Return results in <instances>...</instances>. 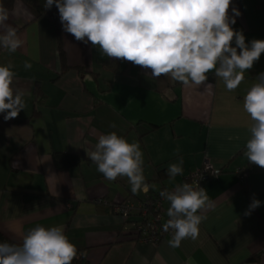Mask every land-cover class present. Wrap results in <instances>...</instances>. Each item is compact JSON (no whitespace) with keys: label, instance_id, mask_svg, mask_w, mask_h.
Returning a JSON list of instances; mask_svg holds the SVG:
<instances>
[{"label":"crops","instance_id":"1","mask_svg":"<svg viewBox=\"0 0 264 264\" xmlns=\"http://www.w3.org/2000/svg\"><path fill=\"white\" fill-rule=\"evenodd\" d=\"M232 7L240 12L232 27L246 43L264 40V0H232L230 17ZM52 15L55 20L37 16L14 0L6 22L24 44L15 53L0 48V66L14 65L13 87L25 91L26 107L8 121L0 113V233L20 244L37 225H62L77 251L86 253V264H139L140 257L151 261L157 253L162 264H185L189 257L195 264H264V172L244 181L234 173L257 166L243 155L251 123L243 97L264 72V53L234 91L211 72L200 87H185L103 56L63 30L56 6ZM58 36L68 67L62 74ZM25 61L31 69H24ZM113 131L140 144L143 174L153 186L147 194L134 195L126 177L106 180L88 158L98 136ZM54 154H78L81 162L58 170ZM180 161L183 174L170 180L168 166ZM205 161L220 172L201 185L215 208L206 212L199 237L178 248L169 247L171 235L155 244L136 241L132 219L126 221L115 206L175 189ZM253 198L261 204L246 215Z\"/></svg>","mask_w":264,"mask_h":264},{"label":"clouds","instance_id":"2","mask_svg":"<svg viewBox=\"0 0 264 264\" xmlns=\"http://www.w3.org/2000/svg\"><path fill=\"white\" fill-rule=\"evenodd\" d=\"M53 5L63 30L77 41L90 42L110 59L150 69L152 79L170 76L185 87H200L211 72L227 91H234L264 53V40L246 43L243 32L232 27L240 15L232 7L230 17L232 0H45L43 7L47 10ZM8 19V9L0 6V48L15 53L24 41L17 29L6 23ZM23 67L28 70L32 64L25 61ZM13 68L12 64L0 66V113L5 121L18 117L26 107L25 91L13 87ZM243 110L251 121L243 155L264 168V72L244 95ZM86 154L106 180L126 177L134 195L147 194L153 187L145 180L138 142H129L113 131L99 135L94 150ZM182 163L168 166L170 180L183 174ZM159 195L170 203L168 219L162 225V230L171 234L169 247L178 248L185 239L196 240L200 224L208 218L206 212L215 208L206 189L185 182ZM260 204L253 198L245 214L250 215ZM76 257L77 248L62 225H37L20 244L0 243V264H72ZM139 264H162V258L159 253L151 261L140 257ZM185 264L195 261L189 257Z\"/></svg>","mask_w":264,"mask_h":264},{"label":"built area","instance_id":"3","mask_svg":"<svg viewBox=\"0 0 264 264\" xmlns=\"http://www.w3.org/2000/svg\"><path fill=\"white\" fill-rule=\"evenodd\" d=\"M255 172H264V168L259 166H247L234 171L235 175L241 181H244L250 174ZM215 173L219 172L214 170L208 161H205L201 168L191 173L188 183L192 184L194 187H201V185ZM173 190L174 189L170 191ZM166 202L167 200L163 199L159 194L139 203H133L129 199H125L115 206L114 211L125 219L132 218V215L136 213L137 220L132 223V228L137 241L155 244L158 243L162 237L171 235L162 230L163 223L168 219L166 213L170 206L166 207ZM162 221L164 222L162 223Z\"/></svg>","mask_w":264,"mask_h":264},{"label":"trees","instance_id":"4","mask_svg":"<svg viewBox=\"0 0 264 264\" xmlns=\"http://www.w3.org/2000/svg\"><path fill=\"white\" fill-rule=\"evenodd\" d=\"M23 2L26 5H28L35 12L37 16L47 15L50 18L55 20L54 16L52 15V9L55 7V5H53L51 9L46 10L43 7L45 0H23ZM0 5L8 9V11H10L13 8L14 0H0ZM58 41H59L58 57H59V62H60V67H61L60 74H62L68 67L66 64L65 55L61 48L59 36H58ZM34 94L36 96L35 101H37L39 99L38 97L39 92L37 88L34 89ZM39 102H41V99H39L38 103ZM52 162L56 169L68 171L69 169L75 168L76 166L80 164L81 157L78 154H59V155L54 154L52 155ZM163 176L165 175L164 174L159 175L158 178L161 179ZM136 216L137 214L134 213V215H132V218H129V219H132L131 221L132 223L137 220ZM129 219H125V220L127 221ZM163 222L164 221H162V223ZM135 240L137 241L136 237H135ZM2 242L13 243L0 233V243ZM72 264H86L84 256H81L79 251H77V257L72 261Z\"/></svg>","mask_w":264,"mask_h":264}]
</instances>
